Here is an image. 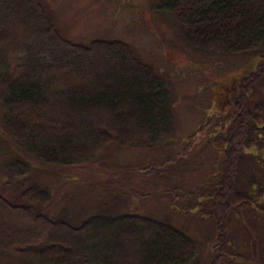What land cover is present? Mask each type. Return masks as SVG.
I'll return each mask as SVG.
<instances>
[{"label":"rangeland","instance_id":"1","mask_svg":"<svg viewBox=\"0 0 264 264\" xmlns=\"http://www.w3.org/2000/svg\"><path fill=\"white\" fill-rule=\"evenodd\" d=\"M38 1L65 41L79 46H87L96 40L120 41L148 64L170 94L173 130L153 147L109 143L90 162L51 167L20 151L3 130L0 109V194L12 204L23 205L26 204L23 198L26 189L45 190L49 196L48 206L38 210L75 227L100 213H132L166 222L195 242L196 254L189 264H264V194H259L260 189L264 190V157L261 158L264 144L257 141L260 134L264 140V130L256 128L264 124L263 55L251 52L226 55L190 46L182 38L175 18L162 10L157 0ZM15 3L20 5L18 1L0 0V15L10 8L6 12V22L1 20L0 25L14 26L9 32H3L6 28H2L0 46L12 43L9 41L11 36L17 37L16 45L23 44L24 39L19 33L27 19L23 14H15L12 9ZM175 3L180 5L177 0ZM249 13L252 15L254 9L250 8ZM221 24L218 34L223 36L228 23L222 21ZM32 41L41 43L38 39ZM31 52L28 48L27 54L22 56L26 62ZM45 53L37 50L35 57L39 59L46 56ZM48 59L46 65L54 62ZM26 62L17 63V66L29 67ZM65 63L72 65L70 55L66 54ZM88 63L94 68L95 58ZM56 65L59 66V62ZM135 71L142 74L141 70ZM256 77L251 88L248 80ZM80 86L89 89L83 84ZM236 111L244 117L242 139L245 132L247 136L243 142L238 136L234 138L239 145L243 144L238 147L239 155L234 164V184L236 182L238 188L251 193L249 196L254 201L246 209L237 207L228 215L224 212L217 222L211 206H203L202 199L198 200L199 191L216 187L220 174L227 168L228 130L239 121ZM13 113L23 130L34 126L56 129L54 120L43 122L19 108ZM97 116L92 117L93 121H98ZM125 119L128 123L132 121L131 116ZM99 120L105 123L106 128H100L104 136L117 133L115 124L108 125L109 117L103 116ZM253 126L255 137L251 136ZM70 127L77 129V121L64 119L59 129ZM146 131L133 128L122 136ZM78 145L82 143H75V148ZM15 161L27 164L26 175L14 176L10 172L9 167ZM13 219L0 215V246L13 236L21 235L18 237L21 241L34 240L37 236L28 225H16ZM224 223V227L220 226ZM218 226L225 229V237L221 236L219 240ZM137 232L141 237L143 231L120 228L108 246L123 244L125 236L131 237ZM76 244L81 249L101 243L91 236L88 244L82 240ZM124 244L126 250L128 246ZM127 261L132 259L128 256Z\"/></svg>","mask_w":264,"mask_h":264},{"label":"trees","instance_id":"2","mask_svg":"<svg viewBox=\"0 0 264 264\" xmlns=\"http://www.w3.org/2000/svg\"><path fill=\"white\" fill-rule=\"evenodd\" d=\"M1 1H18L20 5L15 3L12 9L27 19L19 33L23 44L16 45L17 37L11 36L12 43L0 46L3 130L25 156L51 167L79 166L93 160L109 143L149 148L171 134L172 100L165 83L125 44L116 40H96L87 46L75 45L59 36L38 0ZM157 1L162 10L175 18L182 38L190 46L226 55L258 53L264 59V0H177L179 6L175 0ZM250 8L254 9L252 15ZM8 10L10 8L0 15V21L6 22ZM222 21L228 23L223 36L218 34ZM3 27L6 28L3 32H9L14 26L11 29L0 25L1 32ZM33 39L41 43L36 44ZM28 48L32 52L26 62L22 56L27 54ZM37 50L46 52L47 58H36ZM66 54L70 55L72 65H66ZM48 57L54 62L46 65ZM91 58H95L94 68L88 65ZM24 62L29 67L17 66ZM57 62L59 66H55ZM137 69L142 74L137 73ZM256 79L248 80L251 88ZM15 108L28 111L43 122L54 120L56 129L34 126L23 130L14 118ZM94 115H98V121H93ZM103 116L109 117L108 125H116L117 133L104 136L100 128H106L105 123L99 120ZM127 116H131L130 123L125 119ZM236 117L239 121L228 130L227 168L220 174L216 187L199 191L202 204L211 206L217 222L224 212L228 215L237 207L246 209L254 201L249 196L251 193L234 184V164L239 155L238 147L243 145L234 138L238 136L243 142L247 136L245 132L242 139L244 117L239 111ZM64 119L77 121L78 128L60 130ZM133 128L147 131L122 136ZM256 128L264 130V125ZM254 130L253 126L252 137H255ZM75 143L82 145L75 148ZM15 162L10 165V172L14 176L26 175L27 164ZM26 190L23 196L26 204L23 205L12 204L0 194V215L6 219L14 217V224L28 225L37 236L28 241H21L18 238L21 235L5 239L0 246V264H189L196 254L195 242L166 222L132 213H100L75 227L38 210L48 206L49 196L45 190L38 187ZM259 194H264V190L260 189ZM220 226L224 227L225 223ZM220 226L218 240L225 237V229ZM120 228L143 233L141 237L138 232L131 237L127 235L123 244L120 242L110 248L108 243ZM91 236L101 244L79 249L76 242L82 240L88 244ZM124 243L128 246L126 250ZM128 256L132 261H127Z\"/></svg>","mask_w":264,"mask_h":264}]
</instances>
